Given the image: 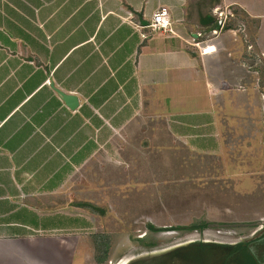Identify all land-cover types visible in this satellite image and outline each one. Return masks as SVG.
<instances>
[{
    "label": "crops",
    "instance_id": "1",
    "mask_svg": "<svg viewBox=\"0 0 264 264\" xmlns=\"http://www.w3.org/2000/svg\"><path fill=\"white\" fill-rule=\"evenodd\" d=\"M189 1L0 0V264L83 260L78 234L87 214L94 218L81 206L85 171L149 119L156 101L177 99L182 88L188 93L180 98L197 106L223 92L218 74L226 70L221 55L230 38L220 31L212 41L217 52L199 56L187 43L215 25L206 30ZM160 9L171 33L144 28ZM57 90L77 105L69 108ZM164 116L202 118L192 127L182 121L186 129L212 126L205 105ZM167 125L185 144L187 135Z\"/></svg>",
    "mask_w": 264,
    "mask_h": 264
},
{
    "label": "rangeland",
    "instance_id": "2",
    "mask_svg": "<svg viewBox=\"0 0 264 264\" xmlns=\"http://www.w3.org/2000/svg\"><path fill=\"white\" fill-rule=\"evenodd\" d=\"M230 1L247 12L251 9L263 15V21L253 19L256 21L246 24L247 17L236 15L238 7L234 4L213 2L207 9L212 14L219 7L232 16L229 24L233 27L224 34L230 38L224 42L227 52L221 55L226 70L218 74L226 82L221 85L223 92L212 91L214 98L208 101L206 96L200 106H191L186 98H180L188 93L182 88L177 99L156 101L147 112L155 108L153 113L159 117L152 114L133 131L125 132L113 150L105 151L102 160L85 171L81 206L94 218L87 214L86 226L79 231L84 242L83 260L78 256L73 264H96L90 239L93 233L110 236L108 258L103 264L134 261L195 241L235 245L263 234L264 0ZM201 3L192 0L188 7L196 10ZM251 68L257 70L252 72ZM245 83L254 84L253 88L245 89ZM199 92L201 97L203 92ZM195 100L190 98L191 102ZM201 104L211 111V127L193 130L191 125L202 118L164 116L171 111L200 109L204 106ZM182 121L191 127L186 129ZM167 122L179 135H187L182 140L185 144L171 134ZM192 132L206 134L193 137ZM201 222L210 226L192 231L169 230ZM147 225L163 231H150ZM66 233L73 235L71 231ZM139 238L153 246H143Z\"/></svg>",
    "mask_w": 264,
    "mask_h": 264
},
{
    "label": "trees",
    "instance_id": "3",
    "mask_svg": "<svg viewBox=\"0 0 264 264\" xmlns=\"http://www.w3.org/2000/svg\"><path fill=\"white\" fill-rule=\"evenodd\" d=\"M213 2H215L214 5H216L219 1L207 0V2H205V0H202V3L197 6L199 19L206 30L211 29L217 21L216 18L206 10ZM235 14L247 17L246 24H248L249 21H256L239 8L236 9ZM231 27H233V23L227 24L223 29L226 31ZM256 70V68H251L252 72ZM262 79L263 78H261V83L258 82L259 86L262 85ZM209 226V223L201 222L199 224H191L187 227H171L169 230L192 231L195 229H204ZM147 228L153 232L163 231V229L155 228L152 225H147ZM90 239L93 246L94 262L96 264L105 263L108 258L110 236L106 233H93ZM137 241L146 247L153 246L152 242H147L140 238ZM129 264H264V232L257 239L250 242L237 243L235 245L195 241L162 254L138 258L131 261Z\"/></svg>",
    "mask_w": 264,
    "mask_h": 264
},
{
    "label": "built area",
    "instance_id": "4",
    "mask_svg": "<svg viewBox=\"0 0 264 264\" xmlns=\"http://www.w3.org/2000/svg\"><path fill=\"white\" fill-rule=\"evenodd\" d=\"M212 15L217 21H221L218 30L212 31L207 38L201 40L194 38L187 43L195 49L199 56H207L214 53L215 44L212 41L217 38L219 32L222 31L224 26L229 24L230 18L232 17L230 14H224V11H222L219 7L213 10ZM170 25L171 20L168 12L164 9H160L152 15L150 22H148L144 28L148 29L150 32L171 33Z\"/></svg>",
    "mask_w": 264,
    "mask_h": 264
},
{
    "label": "water",
    "instance_id": "5",
    "mask_svg": "<svg viewBox=\"0 0 264 264\" xmlns=\"http://www.w3.org/2000/svg\"><path fill=\"white\" fill-rule=\"evenodd\" d=\"M220 23H221V21L218 20L216 22V24H215V27L212 30L217 31L218 28H219ZM57 93L59 94V96L61 97V99L63 100V102L69 108L73 109V107H75L77 105V99L74 96H71L69 94H64V93H62V92H60L58 90H57ZM176 247H179V245L178 246H175V247H172V248H176ZM172 248H169V249H166V250H161L159 252H152V253H150L148 255H143L140 258H144V257H147V256H155V255H158V254H162V253H165L166 251H169ZM132 260L131 259H127L122 264H129Z\"/></svg>",
    "mask_w": 264,
    "mask_h": 264
},
{
    "label": "bare ground",
    "instance_id": "6",
    "mask_svg": "<svg viewBox=\"0 0 264 264\" xmlns=\"http://www.w3.org/2000/svg\"><path fill=\"white\" fill-rule=\"evenodd\" d=\"M123 262H124V261H123ZM123 262H121V264H122Z\"/></svg>",
    "mask_w": 264,
    "mask_h": 264
}]
</instances>
